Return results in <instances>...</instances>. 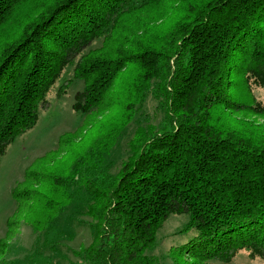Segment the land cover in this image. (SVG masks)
<instances>
[{
    "label": "trees",
    "instance_id": "16d2710c",
    "mask_svg": "<svg viewBox=\"0 0 264 264\" xmlns=\"http://www.w3.org/2000/svg\"><path fill=\"white\" fill-rule=\"evenodd\" d=\"M69 65L83 124L12 188L0 256L23 222L52 230L80 191L86 264H161L150 251L174 213L196 232L174 264L264 259V0H0V161ZM149 99L160 120L136 126L113 172Z\"/></svg>",
    "mask_w": 264,
    "mask_h": 264
},
{
    "label": "rangeland",
    "instance_id": "374dc122",
    "mask_svg": "<svg viewBox=\"0 0 264 264\" xmlns=\"http://www.w3.org/2000/svg\"><path fill=\"white\" fill-rule=\"evenodd\" d=\"M66 80L71 81L65 92L59 95L58 92ZM83 88V80L74 78V65H69L47 95L50 106L40 111L35 126L17 137L1 157L0 239L6 236L7 219L13 215L16 208L12 188L16 182L23 179L25 169L47 151L56 148L63 133L78 130L82 126L83 117L75 112L73 105L76 94ZM254 92L264 102V86H256ZM153 105L154 101L149 99L118 145L107 156V164L113 163L115 166L113 172H116L126 157L127 143L136 126L147 121L160 120V115L154 114ZM79 194L82 200H78L74 205L70 204L72 206L69 208V205L66 212L59 216L52 230L36 232L23 222L19 234L9 241L6 253L0 256V264H86L73 253L91 243L87 224L72 221L73 217L78 216L77 212L81 207L78 204L82 201L84 203L83 192L79 191ZM82 219L90 221L85 216ZM189 220L188 214L174 213L157 232L156 244L150 253L158 256L161 264H174L169 253L170 248L181 246L194 238L196 234L194 229L186 230ZM186 264H193V260L190 259ZM216 264H264V259L251 258L247 250H241L231 262Z\"/></svg>",
    "mask_w": 264,
    "mask_h": 264
}]
</instances>
